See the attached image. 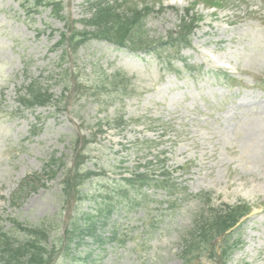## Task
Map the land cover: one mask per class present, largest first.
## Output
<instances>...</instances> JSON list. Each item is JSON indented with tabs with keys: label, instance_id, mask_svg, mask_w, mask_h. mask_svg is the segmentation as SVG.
I'll use <instances>...</instances> for the list:
<instances>
[{
	"label": "rangeland",
	"instance_id": "obj_1",
	"mask_svg": "<svg viewBox=\"0 0 264 264\" xmlns=\"http://www.w3.org/2000/svg\"><path fill=\"white\" fill-rule=\"evenodd\" d=\"M60 1L70 24L89 16L88 0ZM130 1L153 7L145 29L163 41L198 1L204 18L172 67L163 51L134 54L100 40L62 59L54 48L66 27L50 9L37 14L23 0H0V224L56 226L102 204L112 210L96 231L106 243L87 238L81 250L91 256L75 264H183L187 232L204 203L245 202L255 209L231 237L238 246L227 264H264V0H220L218 11L200 0ZM103 73L124 77L104 88ZM34 81L54 102L22 111L18 94ZM78 155L85 170L100 174L85 184L83 202L62 186ZM54 159L62 168L45 175ZM131 172L167 177L176 193L144 188L138 198L130 193L129 205L117 191ZM34 176L44 177L19 193ZM201 264L217 263L204 257Z\"/></svg>",
	"mask_w": 264,
	"mask_h": 264
},
{
	"label": "trees",
	"instance_id": "obj_2",
	"mask_svg": "<svg viewBox=\"0 0 264 264\" xmlns=\"http://www.w3.org/2000/svg\"><path fill=\"white\" fill-rule=\"evenodd\" d=\"M205 1L215 3L213 0ZM126 2L127 0H88L87 9L90 12V17L81 21L83 29L79 30L74 25H69L68 31L61 33V39L54 50H62L63 59L69 55V52L76 54L89 41L103 39L133 52L151 53L160 49L164 53L167 52L166 58L170 64L171 60L175 58V53H173L176 52L175 49L189 46L191 32L194 24L198 22L197 17L188 18L189 23L184 19L179 33H171L169 40L163 42L151 37L145 29V20L152 10L148 7L143 9L130 7L121 11L123 9L122 4H126ZM61 3L60 0H23V7L27 8V12L30 10L38 12L40 8H50L59 20L66 21V17L61 15L64 10ZM190 11H186L187 16ZM58 68L64 72L62 79L66 80L69 72L63 70L62 66ZM123 77L122 74L118 73L110 75L103 73L99 85L104 86V88L110 86L111 89L112 83L117 79H123ZM66 82L67 86L71 84L70 81ZM72 85H75L74 81H72ZM18 101L25 110H35L52 105L54 96L50 93V89L34 81L24 87V92L18 94ZM81 158L82 155H78L74 167L66 169V176L62 183L64 193L72 197L76 195L79 201L89 198V196H82V190L85 184L91 182L92 178L97 175V173L84 169ZM59 162L57 159L50 161L46 165V170L49 171L45 170L44 174L55 177L57 174L55 168L57 170L62 168V165H58ZM42 177L44 176H34L25 180L19 193H23L32 187L36 181L41 183ZM137 180H139V186L135 187L133 178L122 179V184L117 191L119 199L128 198L125 202L130 204L132 201L129 195L130 189L135 188L136 192H139L147 185L152 186L149 179L141 174L137 175ZM161 184L166 185V181H155L154 186L162 187ZM171 190L175 191L173 188ZM19 198L20 196L14 197L13 204ZM123 202V200L119 201L120 204ZM100 205L101 208L98 211L77 214V217L70 223L60 221L56 226L50 224H40L37 227L24 226L13 220L14 227L11 230H4V226L0 224V264H75L84 259L88 260L91 254L85 257L81 250L84 245L88 244L87 238H91L94 243H106L102 237L96 234L100 225V217H103L104 211L109 209L108 207L103 208L102 204ZM110 212H112L111 209L107 210L106 216ZM249 212L250 207L247 204L236 206L225 204L216 208H206L205 206L201 208L197 220L185 238L182 252L183 264H194V262L201 264L204 257L212 263L227 264L238 246V241L233 240L231 242V237L237 231L236 228L241 219L247 216ZM14 228L21 232L22 238L20 240L16 237ZM61 230L64 231L63 235H60ZM111 240L115 239L110 238L109 241Z\"/></svg>",
	"mask_w": 264,
	"mask_h": 264
}]
</instances>
